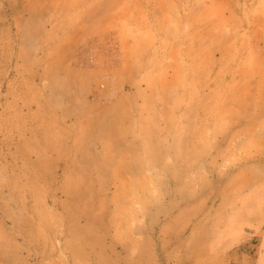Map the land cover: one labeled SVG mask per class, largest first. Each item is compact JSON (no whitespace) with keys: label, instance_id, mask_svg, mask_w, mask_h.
I'll list each match as a JSON object with an SVG mask.
<instances>
[{"label":"rangeland","instance_id":"obj_1","mask_svg":"<svg viewBox=\"0 0 264 264\" xmlns=\"http://www.w3.org/2000/svg\"><path fill=\"white\" fill-rule=\"evenodd\" d=\"M263 252L264 0H0V264Z\"/></svg>","mask_w":264,"mask_h":264},{"label":"crops","instance_id":"obj_2","mask_svg":"<svg viewBox=\"0 0 264 264\" xmlns=\"http://www.w3.org/2000/svg\"><path fill=\"white\" fill-rule=\"evenodd\" d=\"M257 260H258V258L255 259V261L251 263L249 256L247 254H242L239 256L237 255L232 264H257ZM229 264H231V263H229Z\"/></svg>","mask_w":264,"mask_h":264},{"label":"bare ground","instance_id":"obj_3","mask_svg":"<svg viewBox=\"0 0 264 264\" xmlns=\"http://www.w3.org/2000/svg\"><path fill=\"white\" fill-rule=\"evenodd\" d=\"M258 264H264V252L260 255L258 259Z\"/></svg>","mask_w":264,"mask_h":264}]
</instances>
